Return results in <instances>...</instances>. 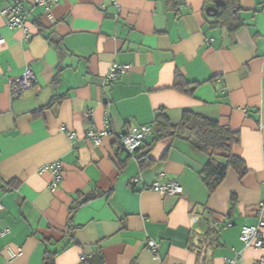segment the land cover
Instances as JSON below:
<instances>
[{
	"label": "crops",
	"instance_id": "obj_1",
	"mask_svg": "<svg viewBox=\"0 0 264 264\" xmlns=\"http://www.w3.org/2000/svg\"><path fill=\"white\" fill-rule=\"evenodd\" d=\"M178 1L177 10L170 0H53L50 19L45 5L22 0L25 30L3 14L12 0H0V231L9 229L0 264H45L49 252L54 264L85 255L101 264H226L239 252L254 264L264 254L240 239L242 226L264 216V0H235L244 21L235 31L208 15L214 0ZM113 64L131 67L107 82ZM28 68L37 81L15 97L10 81ZM177 73L193 93L175 86ZM160 108L174 124L187 110L229 124L249 171L230 168L209 194L200 177L207 156L181 137L158 141L141 167L119 136L153 128ZM57 160L63 178L52 190L51 170L40 168ZM174 181L182 193L152 189Z\"/></svg>",
	"mask_w": 264,
	"mask_h": 264
},
{
	"label": "trees",
	"instance_id": "obj_2",
	"mask_svg": "<svg viewBox=\"0 0 264 264\" xmlns=\"http://www.w3.org/2000/svg\"><path fill=\"white\" fill-rule=\"evenodd\" d=\"M173 7L178 10L179 1L170 0ZM226 3L217 15L218 23L226 25L230 31H235L244 24L240 15V8L235 4V0H225ZM54 80L57 82L58 77ZM190 83L183 80L179 73L176 75L175 86L186 93H193L195 86L189 87ZM63 96H53L50 101L38 112H42L46 107H50L62 100ZM154 137L148 144L142 145L135 150L134 154L141 167L152 163L150 153L153 146L165 138H185L200 152L206 154L207 161L200 173V177L207 186L209 194H212L225 180L230 168L235 169L242 177L248 171L246 161L235 153L234 146L241 141L240 133L233 130L229 124H222L219 120L209 118L193 111H184L179 123H172L167 116L165 109L160 108L156 113L153 124ZM82 195V194H81ZM99 193L90 194L82 201H87L97 197ZM236 199L235 194L231 196ZM77 206H73L74 212ZM55 254L49 252L45 257V264H54ZM84 264H101L94 256H91Z\"/></svg>",
	"mask_w": 264,
	"mask_h": 264
},
{
	"label": "built area",
	"instance_id": "obj_3",
	"mask_svg": "<svg viewBox=\"0 0 264 264\" xmlns=\"http://www.w3.org/2000/svg\"><path fill=\"white\" fill-rule=\"evenodd\" d=\"M13 5L7 7L3 10V14L7 18V22L12 27L25 28L26 23V10L22 0H12ZM51 2L53 0H35L36 4L45 5L46 16L50 19H53L51 12ZM112 2L118 6L117 0H112ZM30 34L26 33V38H29ZM4 42V38L0 37V43ZM130 64H113L111 66L110 72L107 76V82H113L117 80L119 74L130 69ZM37 81L36 75L31 69H26L21 75L17 76L10 81V88L13 96H19L23 90L30 88ZM64 129V128H63ZM109 130V129H107ZM153 128L151 125H135L130 128H126L119 136V143L121 148L127 150L128 152L134 153L137 148L142 146L148 141L149 136L152 134ZM70 139L75 138V133L72 131L67 132ZM88 136L92 138L95 142L101 140V133L91 129L88 131ZM51 170L53 174V180L51 181L50 188L55 190L58 188L61 179L63 178V167L61 161L57 160L50 164L44 165L40 168V172ZM152 189L159 191L164 194H180L183 192V187L176 181L170 182L167 184H161L155 182L152 185ZM264 208V201L261 202L259 207V212ZM198 216L193 215V221L196 222ZM231 223H227V226H230ZM264 227V216L261 215L257 224H246L242 226L240 232V239L243 241L246 247L253 246L256 248H264V236L262 234V228ZM8 228L0 231V236L4 235ZM200 237H196V251L198 254L203 255L204 248L206 245L199 241ZM149 247L151 251L156 255L158 246L155 241L149 242ZM23 253L22 249L19 248L18 251L10 252V259H14L16 256H19ZM92 256V255H91ZM90 255H85L82 257V264H84L89 258ZM226 264H245L243 258V252L237 253L235 257L227 259ZM254 264H264V254L259 256Z\"/></svg>",
	"mask_w": 264,
	"mask_h": 264
},
{
	"label": "water",
	"instance_id": "obj_4",
	"mask_svg": "<svg viewBox=\"0 0 264 264\" xmlns=\"http://www.w3.org/2000/svg\"><path fill=\"white\" fill-rule=\"evenodd\" d=\"M226 3L225 0H214V4L207 7V13L210 16H215L219 13V10Z\"/></svg>",
	"mask_w": 264,
	"mask_h": 264
}]
</instances>
